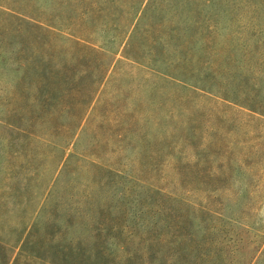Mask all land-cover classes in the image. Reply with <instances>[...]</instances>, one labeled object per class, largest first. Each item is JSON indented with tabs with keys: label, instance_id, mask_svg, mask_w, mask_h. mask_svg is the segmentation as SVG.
<instances>
[{
	"label": "rangeland",
	"instance_id": "374dc122",
	"mask_svg": "<svg viewBox=\"0 0 264 264\" xmlns=\"http://www.w3.org/2000/svg\"><path fill=\"white\" fill-rule=\"evenodd\" d=\"M0 9V50L18 39L15 28L23 27L12 15L78 41L56 43L65 49L61 61L75 70L70 81L81 82L83 90L92 87L95 75L86 72V64L77 65L79 56L113 62L111 77L92 105L80 104L84 95L73 89L60 106L70 112L53 124L61 134L79 121L87 125L90 160L158 190L191 189L201 200L211 189L221 194L249 190L242 176L249 169L255 174L249 206L264 225V115L197 85L215 82V92L253 106L264 101V0H0ZM130 34L127 52L139 61L123 55ZM2 70L0 219L5 216L13 225L24 210L30 212L32 193L36 198L46 189L57 159L42 158L49 148L7 130L26 114L27 99L18 79ZM59 148L57 158L74 152L73 145ZM70 163L79 169L63 176L61 191L64 200L76 204L95 171L75 159ZM205 169L210 178H232L222 188L203 189L191 178Z\"/></svg>",
	"mask_w": 264,
	"mask_h": 264
},
{
	"label": "trees",
	"instance_id": "16d2710c",
	"mask_svg": "<svg viewBox=\"0 0 264 264\" xmlns=\"http://www.w3.org/2000/svg\"><path fill=\"white\" fill-rule=\"evenodd\" d=\"M202 4L208 6L206 1ZM203 11H197L198 18ZM12 16L23 27L15 28L14 38L18 39H9V44L1 48L0 70H9L18 79L27 99V112L7 130L28 143L49 148L51 151L42 158L57 159V164L46 189L36 198L34 193L33 198H28L27 207H32L29 213L24 210L13 225L1 217L0 264H264V225L249 206L255 199L250 189L253 171L242 172L249 190L221 194L211 189L201 200L191 189L158 190L121 174L111 165L90 160L92 146L86 144L90 133L87 125L79 121L75 129L69 127L61 134L59 126L53 124L70 112L60 106L73 89L84 95L80 104L92 105L111 77L113 62L108 63L99 55L79 56L77 65L86 64V72L95 75L90 82L92 87L83 90L81 82L70 81L75 70L70 63L61 61L65 49L60 50L56 43L79 42L65 34H54L37 20ZM169 35H174L173 30ZM126 40L127 36L122 44ZM132 41L130 34L123 55L139 61L127 52ZM207 83L197 85L264 115L261 99L259 105L245 104L241 99L215 92V82ZM67 133L71 135L69 139ZM69 145L74 149L70 157L66 159L65 153L55 156L60 146ZM4 157L0 149V165ZM74 159L76 164L81 161L95 171L92 180L82 186L76 204L69 202L72 199L64 200L65 193L61 191L63 176L79 169L70 163ZM230 178H210L205 169L191 179L206 189L222 188ZM18 188L22 190L23 185L18 184Z\"/></svg>",
	"mask_w": 264,
	"mask_h": 264
}]
</instances>
